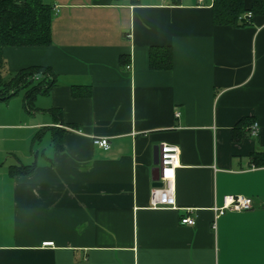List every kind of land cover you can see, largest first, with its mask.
<instances>
[{
  "label": "crops",
  "instance_id": "1",
  "mask_svg": "<svg viewBox=\"0 0 264 264\" xmlns=\"http://www.w3.org/2000/svg\"><path fill=\"white\" fill-rule=\"evenodd\" d=\"M43 1L51 44L3 51L5 80L39 67L53 86L33 111L26 92L0 100V264H264V16L236 28L215 24L214 0ZM159 48L170 68L151 67ZM162 144L182 152L176 206L153 209ZM230 196L253 209L218 217Z\"/></svg>",
  "mask_w": 264,
  "mask_h": 264
},
{
  "label": "trees",
  "instance_id": "2",
  "mask_svg": "<svg viewBox=\"0 0 264 264\" xmlns=\"http://www.w3.org/2000/svg\"><path fill=\"white\" fill-rule=\"evenodd\" d=\"M178 3L180 0H173ZM213 15L218 26L246 28L253 25L257 16H264V0H253L248 9L244 0H214ZM252 17L249 18L248 15ZM53 9L43 0H0V100H7L20 92H26L27 109L33 111L39 94H48L53 86L51 72L33 67L19 71L7 81L6 61L3 51L7 47H45L52 42ZM172 51L154 49L151 67L170 68ZM36 80L40 85L35 86ZM243 126L244 131L247 127ZM252 161L256 167H264V153H257ZM33 167L18 166L11 169V176L28 175Z\"/></svg>",
  "mask_w": 264,
  "mask_h": 264
},
{
  "label": "built area",
  "instance_id": "3",
  "mask_svg": "<svg viewBox=\"0 0 264 264\" xmlns=\"http://www.w3.org/2000/svg\"><path fill=\"white\" fill-rule=\"evenodd\" d=\"M203 0H200L202 2ZM252 17L251 14L248 15ZM179 116V115H178ZM251 136L257 137L259 135V124L254 123L250 127ZM95 145L105 150L110 149V143L108 139H95ZM181 149L175 145L162 144L160 146V178L159 183L162 187L153 188L151 194V207L153 209H161L165 207L176 206L175 200V180L176 172L181 167ZM166 170L172 171V176L165 175ZM253 209V200L243 196H230L226 197L225 204L222 208H216L215 212L217 216H223L227 211H250ZM182 223L185 225L195 226L196 221L191 217H185L182 219ZM52 244H49L51 246Z\"/></svg>",
  "mask_w": 264,
  "mask_h": 264
},
{
  "label": "water",
  "instance_id": "4",
  "mask_svg": "<svg viewBox=\"0 0 264 264\" xmlns=\"http://www.w3.org/2000/svg\"><path fill=\"white\" fill-rule=\"evenodd\" d=\"M155 158H156V160H155V163H156V165L158 166V174H160V149H159V147H156V154H155ZM159 175H158V177L156 178V181L158 180L159 181ZM156 187H162V185H161V183H158L157 185H156Z\"/></svg>",
  "mask_w": 264,
  "mask_h": 264
},
{
  "label": "rangeland",
  "instance_id": "5",
  "mask_svg": "<svg viewBox=\"0 0 264 264\" xmlns=\"http://www.w3.org/2000/svg\"><path fill=\"white\" fill-rule=\"evenodd\" d=\"M11 76H12V75H9V74L6 75V79L9 80ZM40 84H41V83H40V81H38V80H36V82L34 83L35 86H38V85H40Z\"/></svg>",
  "mask_w": 264,
  "mask_h": 264
},
{
  "label": "snow or ice",
  "instance_id": "6",
  "mask_svg": "<svg viewBox=\"0 0 264 264\" xmlns=\"http://www.w3.org/2000/svg\"><path fill=\"white\" fill-rule=\"evenodd\" d=\"M165 175L168 176V177H171L172 176V171L171 170H166L165 171Z\"/></svg>",
  "mask_w": 264,
  "mask_h": 264
}]
</instances>
